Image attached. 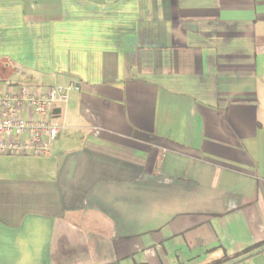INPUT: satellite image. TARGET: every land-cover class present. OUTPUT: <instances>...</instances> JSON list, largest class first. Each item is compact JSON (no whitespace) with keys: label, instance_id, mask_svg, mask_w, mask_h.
<instances>
[{"label":"crops","instance_id":"0c3cea01","mask_svg":"<svg viewBox=\"0 0 264 264\" xmlns=\"http://www.w3.org/2000/svg\"><path fill=\"white\" fill-rule=\"evenodd\" d=\"M69 84L0 264H264V0H0V91Z\"/></svg>","mask_w":264,"mask_h":264},{"label":"built area","instance_id":"2783aa9c","mask_svg":"<svg viewBox=\"0 0 264 264\" xmlns=\"http://www.w3.org/2000/svg\"><path fill=\"white\" fill-rule=\"evenodd\" d=\"M74 89V84L42 91L17 85L0 91V156H48L64 130L54 110Z\"/></svg>","mask_w":264,"mask_h":264},{"label":"trees","instance_id":"16d2710c","mask_svg":"<svg viewBox=\"0 0 264 264\" xmlns=\"http://www.w3.org/2000/svg\"><path fill=\"white\" fill-rule=\"evenodd\" d=\"M260 247V246H259ZM259 247L258 248H256V249H259ZM260 249H262V250H258L257 252H255V253H258V252H260V251H263L264 250V246L262 247H260ZM249 252H245V253H243V254H241V255H237V256H235V257H231V258H228V257H224L222 260H219V261H217V262H215V263H213V264H233L234 262H236V261H238L239 259H242V257H246V256H250V255H252V254H248Z\"/></svg>","mask_w":264,"mask_h":264},{"label":"water","instance_id":"95a60500","mask_svg":"<svg viewBox=\"0 0 264 264\" xmlns=\"http://www.w3.org/2000/svg\"><path fill=\"white\" fill-rule=\"evenodd\" d=\"M58 112H59V110H58V109H55V110H54V113H58Z\"/></svg>","mask_w":264,"mask_h":264}]
</instances>
